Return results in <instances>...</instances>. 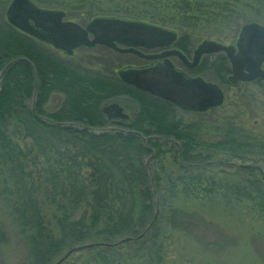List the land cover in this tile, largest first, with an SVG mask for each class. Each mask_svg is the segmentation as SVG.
<instances>
[{
	"label": "trees",
	"instance_id": "1",
	"mask_svg": "<svg viewBox=\"0 0 264 264\" xmlns=\"http://www.w3.org/2000/svg\"><path fill=\"white\" fill-rule=\"evenodd\" d=\"M32 1L63 10L68 19L77 17L71 6L85 8L81 24L108 16L159 25L176 31L185 48L194 46L189 26L206 29L239 15L237 0ZM10 2L0 0V202L25 234L23 264H51L76 245L127 237L134 240L82 250L77 264H168L174 230L164 220L181 216L175 203L220 194L264 205L258 165L239 167L260 173L240 185L195 174L217 154L264 160L263 140L235 124L210 139L202 117L185 120L174 104L122 82L115 72L119 53L97 45L68 55L9 23ZM90 5L100 12L88 11ZM100 48L105 54L98 57ZM77 51H86V61L75 58ZM212 63L224 80L226 58L217 55ZM122 100L135 105L133 114L109 119L103 107Z\"/></svg>",
	"mask_w": 264,
	"mask_h": 264
},
{
	"label": "rangeland",
	"instance_id": "2",
	"mask_svg": "<svg viewBox=\"0 0 264 264\" xmlns=\"http://www.w3.org/2000/svg\"><path fill=\"white\" fill-rule=\"evenodd\" d=\"M68 2L70 5H77L76 0L73 3L70 0ZM234 6L239 15L234 14V17L225 23L222 22L223 20H213L211 26L206 29L200 25L187 28L193 35L194 47L207 39L226 45L234 44L244 23L257 22L264 25V0H237ZM90 8L92 13L100 12L91 5L87 7V10L89 11ZM67 10L77 15L71 20L77 21L86 17L82 16L85 8H80V6L73 8L71 6ZM203 33L205 35H202ZM101 50L102 48L100 52H96L98 57L105 54L104 50ZM84 52L86 51H77L75 58L86 61L87 54ZM171 60L174 66H181L177 60ZM115 63L116 74L117 69L131 67L129 65L132 64L135 66L151 65L148 61L132 54H118ZM177 67L175 68L185 76L203 77L208 81L221 83L226 93V99L220 107L210 109L201 116H194L191 111H179L181 117L188 121L202 117L203 121L210 124V139L213 140L219 138L217 133L221 127L235 124L249 135L264 141V87L261 84L231 85L226 80L229 73H225L226 78L223 80L221 73L216 71V66L207 65L204 69L193 72ZM118 102L124 106L128 114H133L135 105L132 102L123 100ZM246 155L250 157L232 158L228 161L226 155L217 154L211 165L198 170L195 174H204L208 178L212 176L221 183L244 184L245 177L252 178L255 175L259 176L260 173L257 169L254 174L250 175L245 173V170L239 169L236 164L258 165L264 170L263 159H258L255 155L251 156V153H246ZM260 203L251 199L238 201L230 198L228 200L220 194L175 203L183 211L181 216L176 219L175 223H172L169 216L164 220L168 229L173 227L172 230H174L173 236L171 234L168 240L170 244L168 264H264V205ZM28 252L25 234L18 229L14 219L8 214L7 208L0 202V264H23L27 260ZM80 253L82 251L71 254L66 264L79 263Z\"/></svg>",
	"mask_w": 264,
	"mask_h": 264
},
{
	"label": "water",
	"instance_id": "3",
	"mask_svg": "<svg viewBox=\"0 0 264 264\" xmlns=\"http://www.w3.org/2000/svg\"><path fill=\"white\" fill-rule=\"evenodd\" d=\"M6 17L15 27L69 55L81 46L104 45L121 53L137 54L146 60L163 58L162 62L154 65L120 69L119 77L124 83L170 102L182 110L206 111L220 106L224 101V93L217 83L203 77L185 76L175 68L170 56L176 55L186 60L179 50H164L156 54H144L140 51L141 48L151 50L171 46L177 39V33L173 30L144 21L108 16L95 17L83 26L67 19L63 10L40 7L32 0H11ZM212 53L226 54L231 65L232 82L264 78V25L257 22L244 23L236 45L203 40L194 51L190 67L196 66L203 55ZM103 112L108 118H128L118 102L107 104L103 107ZM36 117L45 119L39 115ZM236 166L252 167L244 164ZM142 236L143 234L138 238ZM130 240L134 238L127 237L114 243L92 242L76 245L53 264L63 263L74 252L96 246L123 244Z\"/></svg>",
	"mask_w": 264,
	"mask_h": 264
},
{
	"label": "flooded vegetation",
	"instance_id": "4",
	"mask_svg": "<svg viewBox=\"0 0 264 264\" xmlns=\"http://www.w3.org/2000/svg\"><path fill=\"white\" fill-rule=\"evenodd\" d=\"M180 37L181 36H179V34H177V39H176V41L171 45V46H169V47H167V48H164V49H160V48H157V49H151V50H147V49H143V48H141L140 49V51H142L144 54H156V53H160V52H162V51H164V50H171V49H176V50H179L185 57H186V60H184V59H182L181 57H179V56H176V55H174V56H170L169 57V59L171 60V59H175V60H177V62H179L180 63V67H177V66H175V67H177V68H181L182 70H183V68H185L186 69V71H188V72H193V71H197V69L200 67V66H202L203 64H204V61L206 60V62H208L207 63V65L208 66H212V61L213 60H215V58H216V56L217 55H221V56H223V57H225L226 58V65H227V67H228V69H229V74L227 75V78H226V80L231 84V85H234V86H237V85H239V84H241V83H243V84H250V83H259V84H261L262 85V87H264V78H256V79H253V80H239V81H237V82H232L231 80H230V75H231V65H230V62H229V60H228V58H227V56H226V54L225 53H212V54H205V55H203L202 57H201V59H200V61L198 62V64L196 65V66H194V67H190V63L192 62V60H193V55H194V51H195V49H196V47L198 46H192V47H188V46H186V48L184 47L185 46V43H183L182 41H180ZM236 43H237V41L233 44V45H236ZM227 45H230V44H227ZM132 55H134V54H132ZM135 56H137V57H139L140 59H142V60H146L145 58H142V57H140V56H138V55H135ZM211 59V60H210ZM164 59L162 58V59H158L157 61L156 60H146V61H148V63H151V65H154V64H156V62H158V63H160V62H162ZM171 62H172V60H171ZM172 64H173V62H172ZM129 66H135V65H129ZM138 66V65H137ZM263 68H264V64H263ZM218 83V82H217ZM219 84V86L221 87V89H222V91H223V93H224V101H225V99H226V93H225V89L223 88V86L221 85V83H218ZM239 90L241 91V88H239Z\"/></svg>",
	"mask_w": 264,
	"mask_h": 264
}]
</instances>
